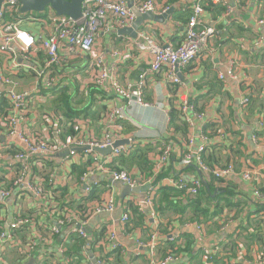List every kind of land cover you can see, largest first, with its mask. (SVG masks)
Segmentation results:
<instances>
[{
	"label": "crops",
	"instance_id": "1",
	"mask_svg": "<svg viewBox=\"0 0 264 264\" xmlns=\"http://www.w3.org/2000/svg\"><path fill=\"white\" fill-rule=\"evenodd\" d=\"M138 1L141 0H132L133 6ZM153 1L157 8L153 14L160 15L168 10L171 13L162 21L143 20L135 30V37L118 33L122 27L108 33L102 32L93 49L95 55H103L100 65H96L91 55L80 51L69 53L63 48L59 50L57 63L48 68L47 54L40 46L27 58L22 56L15 43L8 45L11 52L0 51V135L5 137L3 141L0 139V187L9 190V194L0 202V233L5 234V239H0V264H70L77 250L81 264H94L97 258L112 261L113 264H148V249L141 247L140 243H145L152 231L157 229L156 219L149 216V209L145 206L146 223L139 227L130 225L126 228L119 219L124 213L125 202L131 201L137 205L147 198L149 188L146 189V186L150 181L152 188L153 178H145V174L136 166L124 168L133 177H143L145 181L138 185L135 193L128 195L109 176V170L122 164L121 160L117 163L111 157V151L105 154L93 149L90 152L84 146L77 147L76 154L70 156L61 149L48 160H39L38 166L35 164L36 171L32 169L31 160L27 161L25 181L43 190V193L35 195L25 184L14 185L25 163L7 160V157L22 151L24 147L16 136L6 134L12 127L11 119L17 117V130L50 143H67L78 139L85 142L103 141L106 131L103 118L108 108L121 103L111 87V79L121 85L132 83L150 61L147 50L139 46L143 42L141 35L152 37L158 45L176 48L184 39V25L181 22L183 10L188 6L191 13L193 5L198 2ZM202 2L199 1L200 4ZM211 3L223 5L224 11L215 16L210 10H203V24L214 30L203 52L178 71L181 84L167 83L163 71L146 78L143 97L148 106L131 107L129 118L121 122L120 140L127 139L128 144L131 142L149 149L147 157L154 167V175H164L156 182V189L164 186L167 177L187 180L199 176L193 161L182 162L184 154L194 147L185 143L181 133L173 134L169 117L172 107L177 110L179 103L185 101L192 105L194 112L202 114L200 119H195L194 128H188V135H196V127L205 123L217 124L218 134L214 139L209 138L203 157L208 158L212 151H216L218 159L211 164H235L236 172L225 180V184L232 186L234 196L231 199L239 202V206L228 207L221 201L224 213L223 217L217 219V228H211L212 233L207 234L206 227H203L201 237L193 226H187L189 221L180 223L169 210L162 218L170 229L168 235L183 232L193 235V253L216 243L228 245L226 239L230 234L233 237L241 234L238 238V257L233 262L247 264L249 261L241 257L247 252L242 236L249 231L250 222L256 225L257 218L262 220L264 226V213L258 214V204L264 206V197L255 195L257 190L264 192V29L258 23L264 19V0H216ZM42 12L44 17L21 18L17 25L33 35L45 37L52 31L48 19L52 10L47 8ZM101 67L107 71L109 78L102 85H97L95 77ZM228 68L232 69L235 79L226 77L224 81L220 80L218 74H224ZM46 78L52 80L50 85L46 84ZM12 88L28 95L24 106L16 112L8 96ZM244 96H248L249 102L243 107L240 100ZM69 110L73 112L72 117L67 115ZM170 135L178 140L170 142L173 146L171 154L167 162L157 168L155 163L164 144V141H158L162 136ZM216 145L221 147L215 150L213 147ZM245 171L258 176L248 181L242 175ZM46 185L48 188L51 186L52 194L46 192ZM95 192L98 197L89 198ZM52 195L55 199H52ZM155 199L162 200L158 194ZM109 200L114 202L113 211L94 212L95 207ZM81 209L89 211L90 216L83 217L84 214L78 212ZM18 215L30 217L32 223L11 229L10 223ZM175 217L178 220H173ZM79 227L84 230L85 237L72 232ZM111 230H114L122 245L116 249L119 250L121 262L108 248L106 238ZM168 235L159 233L155 250L158 260L165 257L161 242ZM200 238L202 240H198ZM250 246L249 255L255 262L252 264H258V260H262L260 255L257 256L259 245L253 242ZM106 253L108 255L104 256ZM220 254L222 260L226 261L231 252ZM175 256L176 260L169 264L205 262L202 254L195 258L191 254Z\"/></svg>",
	"mask_w": 264,
	"mask_h": 264
},
{
	"label": "built area",
	"instance_id": "2",
	"mask_svg": "<svg viewBox=\"0 0 264 264\" xmlns=\"http://www.w3.org/2000/svg\"><path fill=\"white\" fill-rule=\"evenodd\" d=\"M198 0L196 4L193 5L191 13L188 17V21L183 29V41L176 48L170 46H161L155 43L152 37L141 35L143 39L142 44L139 46L142 49L147 50L150 55V61L146 69L138 74L137 79L132 83H127L126 85H121L117 80L111 79V87L120 99V105H114L108 108L105 117L103 118L104 126L106 128L103 141H89L85 142L81 139L75 141H68L67 143L54 144L50 143L48 140L42 138H36L32 136H27L17 130V117L11 119L12 127L10 131L6 134L9 137L16 136L18 140L23 144L24 149L17 152L14 155L8 156L7 160H12L15 162H24L23 172L19 174L14 181V185H26L30 191L35 195L43 193L40 187H33L30 182L25 181L26 177V163L33 157L37 159L36 165L38 166L40 159H49L55 153L64 149L68 152V155L74 156L76 154L77 147H88V151H92L93 148H104L107 146H112L116 141L121 139L120 133L122 131L123 120L129 118L128 112L133 105H139L146 107L148 103L145 102L143 97V92L146 86V78L148 76L154 75L160 71L164 72L165 81L171 84H181V80L178 76V71L190 62L198 58L203 52L204 48L208 43L209 37L214 33L213 28L205 26L201 20V15L203 13V6ZM214 2L216 0H206ZM236 1V0H235ZM135 9L139 13L145 12H156L157 8L153 0H141L134 5ZM19 3L17 0H4L0 6V51L11 52L8 45L15 43L18 50L24 58H27L36 47L39 46L44 49L47 54L46 68L57 63L59 59V50L61 48L65 49L69 53H74L75 51H80L81 53L91 55L96 60V65L102 64L103 55L98 53L95 55L93 53L94 45L98 37L102 32H111L117 30L118 28L124 27L128 24L134 22L136 15L132 8L126 5L125 0H84L82 4V16L81 18L75 20L68 16L58 15L52 11L48 19L51 23L52 31L45 37H39L34 35V42L28 46L26 49L17 45V42L13 39L15 30L19 28L17 21H3L4 11H18ZM166 9H164L165 11ZM33 13V12H32ZM31 12L28 17H32ZM34 14V13H33ZM258 23L264 29V19H260ZM21 29V28H20ZM24 30V29H22ZM26 31V30H24ZM33 35L31 32L26 31ZM103 53V52H102ZM228 78H234L235 75L231 68L227 71L218 74V78L223 80ZM109 78L107 71L101 67L99 73L95 77V83L97 85H102L106 79ZM7 82L9 80H6ZM51 79L46 78V84L50 85ZM8 96L14 105V111L22 108L25 104L27 93L16 92L12 89L9 90ZM249 102L248 96H244L240 100L241 106H246ZM180 113L183 120L187 124L189 129L194 128L195 119H200L202 114L194 112L192 105L185 101H181L178 105ZM196 135H187L186 144L189 147H194L193 150H189L184 154L182 162L189 163L193 161L198 170L199 176L190 177L187 180L177 179L174 177H167L164 181V186L174 187L181 191L183 196L195 197L197 196L202 187L211 180V178L225 180L232 174L236 172L234 165L225 164L223 166H210L205 163L202 153L205 149L206 143L210 140L209 137L204 134L203 126H198ZM131 141V140H130ZM131 142L127 145H119L117 147H112L111 157H116L121 153H128L131 149ZM172 144L164 143L161 149V153L158 156L157 162L155 163L157 168L164 165L172 151ZM101 167V166H100ZM100 169H103L102 167ZM243 177L246 180L255 179L256 176L250 171L243 172ZM109 176L113 182L121 183L122 185H127L129 187H136L143 184L145 181L143 177L135 178L126 170H109ZM149 191L148 196L141 203L137 204L139 210L144 212V207H148L149 216L153 218L154 212H152V188L149 181ZM258 191V190H257ZM255 193L257 197H264V192L259 191ZM151 193V194H150ZM9 194V190L2 189L0 187V202ZM136 205V204H135ZM114 210V202L112 200L106 201L103 205L95 207V213H102L104 211L111 212ZM90 212L86 211L83 217L88 218ZM129 220L127 213H122L119 219L121 225L126 224ZM32 223L30 217L18 215L14 218V221L10 223L11 229H18L26 227ZM82 226V225H81ZM187 226H193L195 230L199 233L200 237L203 233V226L188 222ZM54 231H57L55 228ZM73 233H79L80 236L85 237L86 234L81 227L74 229ZM179 235V234H178ZM176 234H170L166 238L173 240L178 237ZM0 239H5V234L0 233ZM107 244L110 251L121 248V244L116 238L114 230H111L107 235ZM198 240H202L201 238ZM159 243V235L157 229L153 230L149 236V239L145 243H140V246H145L148 249V264H169L176 260L175 255H167L162 260L155 258V250ZM215 245V244H214ZM213 245V246H214ZM213 246L202 247L203 257L205 259V264H212V253L214 252ZM216 246V245H215ZM241 255V253L239 254ZM258 264H264V260H258ZM94 264H105L104 260L97 258ZM247 264H250L249 262Z\"/></svg>",
	"mask_w": 264,
	"mask_h": 264
},
{
	"label": "trees",
	"instance_id": "3",
	"mask_svg": "<svg viewBox=\"0 0 264 264\" xmlns=\"http://www.w3.org/2000/svg\"><path fill=\"white\" fill-rule=\"evenodd\" d=\"M203 9L210 10L215 16L221 15L224 11V6L221 4L214 5L210 1H203L202 2ZM36 13V12H33ZM32 17L36 16L38 18H41V15L44 17L43 12L42 13H36L33 14ZM190 14V8L187 6L183 10V17L181 18L182 25L185 26V24L188 21V16ZM30 14H20L18 11H4L3 13V21H11V22H18L19 20H22L21 18H26ZM29 18V17H28ZM39 46V44H38ZM195 111V110H194ZM67 115L69 117L73 116L72 110H69L67 112ZM170 117V128L173 129L174 135L176 136V133H181V137L184 138L186 142L187 138V132H188V126L183 120L181 113L179 109H172L169 112ZM218 125L215 123L207 124L205 123L203 125V132L206 134L209 138H213L218 134ZM174 135L170 136H162L159 143L161 141H164V143L173 142L174 140H178L174 137ZM221 147L220 145H216L213 147V149L217 150V148ZM148 148L142 147L139 144H132L131 149L128 153H121L120 155L114 157V160L118 163L121 160L122 164H118L117 167L114 168V170H125L124 168L130 167V166H136L141 173L145 174V178H153L152 181V212H154L153 218L156 219V226L158 229V232L162 235H168L170 233V229L167 226V223L162 218V215L167 211H171L175 214V216L179 219V221L182 222H192L199 225H202L204 228L206 227L205 231L207 234H211L210 231L211 228L216 227L217 228V219L223 217V206L220 205L221 201H224V203L228 207H237L239 206V202L235 203L233 199H231L234 196V190L232 189V186L225 184V182L222 179H211L202 187L200 193L195 197H187L183 196L182 192L174 187H168V186H158L155 189L156 182L159 180L160 177H162L163 173H160L158 175H154V167L152 165V162L148 159L147 153ZM203 156V153H202ZM216 151H212L208 158L203 157L205 163L212 166L214 162V159H218ZM40 160H44L43 158ZM48 160V159H47ZM46 160V161H47ZM45 161V162H46ZM36 162L37 159H31L32 169L36 171ZM232 164L234 163L228 162L226 164ZM223 166L225 164H215ZM214 166V165H213ZM235 167V166H234ZM164 176V175H163ZM155 180V181H154ZM154 182V183H153ZM215 182L217 185L215 186ZM46 192H50L52 194V188L51 186L48 188L47 185L45 187ZM216 191L215 195L214 192ZM156 194L160 196V201H157ZM52 199L54 198V195L51 196ZM98 197L96 195V192L94 195H90L89 198ZM55 199V198H54ZM259 210L258 214L260 212L264 213V206L258 204ZM81 214H84V209H81L78 211ZM150 212V211H149ZM124 213H127L129 216V220L124 225L126 228L130 225L133 226H140L144 223H146L145 220V213L141 212L139 210V207L135 204H133L131 201H127L124 204ZM173 218V220H178L177 218ZM256 225L253 226V224L250 222V225L248 226L249 231H247L244 236H242L245 241L247 252L244 255H241L242 259L247 260L250 262V264L255 263L253 262V258L251 255H249L250 251V245L251 243L258 244V255H260V259L264 260V226L262 223V220L260 218H257L255 220ZM247 230V227L245 228ZM158 233V235H159ZM241 236V234H238L236 237H233V235H229L227 244L222 243H216L213 246L214 252L212 253V264H234L233 260L235 257H238L237 250L238 248V238ZM195 247V238L193 235L189 232H183L178 237L174 238L173 240H169L166 237L161 242V251L163 256L167 255H188L191 254L192 258L197 257L202 254L203 251L196 250L195 253H193ZM114 254L113 256L115 259H118L119 262H121V257L119 256V250L112 251ZM221 252L229 253L231 252V255L227 256L226 261H223L221 256ZM108 253L104 254V256H107ZM75 257L70 262V264H81L82 259L80 257V254L78 253L74 255ZM219 256V257H218ZM184 257V256H183ZM232 258V259H231ZM104 260V259H103ZM105 264H113L112 261H106ZM203 264H205L203 262ZM236 264V263H235Z\"/></svg>",
	"mask_w": 264,
	"mask_h": 264
},
{
	"label": "water",
	"instance_id": "4",
	"mask_svg": "<svg viewBox=\"0 0 264 264\" xmlns=\"http://www.w3.org/2000/svg\"><path fill=\"white\" fill-rule=\"evenodd\" d=\"M4 0H0V6ZM127 5L132 8L136 15V19L132 23L131 27H122L118 30V33L120 34H129L132 37H135L136 32L135 30L138 29V27L141 25V22L143 20H155V21H162L163 18H167V16L171 13V10L166 11L165 13H162L160 15L153 14L152 12H145V13H139L135 7L133 6L132 0H126ZM19 3V13L25 14L29 12H42L45 9L49 8L52 11H54L58 15H64L68 16L72 19H79L82 16V4L84 0H17ZM0 139L3 141L5 137L3 135H0ZM128 144L127 139L116 141L112 146H107L104 148H93L95 151L100 153H109L112 149V147H117L119 145ZM117 186H120L124 189L126 193L131 194L135 193L139 186L136 187H129L127 185H122L121 183L115 182ZM150 188V185L148 184L146 186ZM145 189V190H146Z\"/></svg>",
	"mask_w": 264,
	"mask_h": 264
},
{
	"label": "clouds",
	"instance_id": "5",
	"mask_svg": "<svg viewBox=\"0 0 264 264\" xmlns=\"http://www.w3.org/2000/svg\"><path fill=\"white\" fill-rule=\"evenodd\" d=\"M13 39L17 42V45L26 49L28 46H30L34 42V35L29 34L28 32L17 28L15 30V34Z\"/></svg>",
	"mask_w": 264,
	"mask_h": 264
}]
</instances>
